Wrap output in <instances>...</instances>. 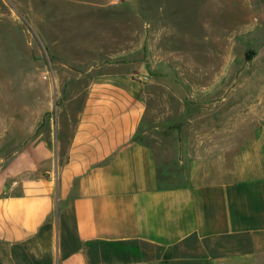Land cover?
<instances>
[{"label":"crops","instance_id":"crops-1","mask_svg":"<svg viewBox=\"0 0 264 264\" xmlns=\"http://www.w3.org/2000/svg\"><path fill=\"white\" fill-rule=\"evenodd\" d=\"M196 12L199 37L218 61L201 68L193 54L194 86L218 101L235 89L248 92L240 122L256 124L229 151L228 169L212 178L202 173L227 149L217 139L233 133L192 131L189 139L212 145L186 147L178 137L180 183L166 178L165 155L151 142L180 119L173 112L170 120L168 94L158 98L153 88L173 91L183 107L189 96L181 84L178 95L162 68L116 69L108 61L88 67L68 130L56 99L41 116L42 100H25L18 79L2 100L21 110L0 133L9 143L0 148V264H264V0H209ZM233 54H248L239 85ZM200 75L208 82L196 84ZM30 107L32 123L25 118Z\"/></svg>","mask_w":264,"mask_h":264},{"label":"rangeland","instance_id":"rangeland-1","mask_svg":"<svg viewBox=\"0 0 264 264\" xmlns=\"http://www.w3.org/2000/svg\"><path fill=\"white\" fill-rule=\"evenodd\" d=\"M208 1L0 0V133L3 123L15 121L16 110H21L2 103L12 92L7 86L18 79L24 83L25 100H42L41 116L48 112L49 100L56 99L58 115L68 130L84 99L83 88L88 77L82 73L88 67L106 61L114 62L116 69L136 66L151 71L157 67L177 83L178 95L181 84L189 96L183 107L173 91L166 93L153 88L158 98L168 94L170 120L173 112L180 119L176 129L171 126L167 135H162V139L154 136L151 142L161 156L165 155L169 170L166 178L172 184L180 183V165L174 155L175 149L178 151L180 147V137L184 138L186 147H190L189 143L191 147L196 145L199 140L202 149L212 145L206 137L189 139L188 132L192 131L218 134L226 130L233 133V137L226 141L217 139L218 145H227V149L218 154L215 165H202L203 177L212 178L214 174L225 172L229 167V151L235 153L243 141L242 135L255 130L256 124L242 127L240 122L242 99L248 92L235 89L224 93L223 101L220 100L222 97L218 101L209 91L194 86L193 54H197L201 68L207 69L212 62L218 61V57L211 53L210 43L199 37L201 29L196 10ZM54 25L60 28L54 29ZM55 41L59 47L54 45ZM104 54L122 55L106 60ZM246 55L233 54L229 62L236 85L240 83L238 68ZM196 78L198 85L208 82L205 75ZM32 110V107L25 110V118L31 123ZM190 118L195 120L192 122ZM7 143L0 141V148ZM193 169L186 162L184 170L190 172Z\"/></svg>","mask_w":264,"mask_h":264}]
</instances>
